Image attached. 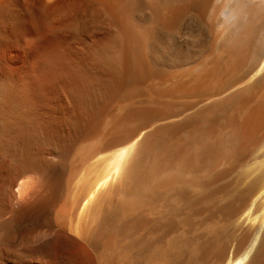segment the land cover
Returning a JSON list of instances; mask_svg holds the SVG:
<instances>
[{"label": "bare ground", "instance_id": "bare-ground-1", "mask_svg": "<svg viewBox=\"0 0 264 264\" xmlns=\"http://www.w3.org/2000/svg\"><path fill=\"white\" fill-rule=\"evenodd\" d=\"M77 251L264 264V0H0V264Z\"/></svg>", "mask_w": 264, "mask_h": 264}, {"label": "rangeland", "instance_id": "rangeland-1", "mask_svg": "<svg viewBox=\"0 0 264 264\" xmlns=\"http://www.w3.org/2000/svg\"><path fill=\"white\" fill-rule=\"evenodd\" d=\"M36 246V247H35ZM53 247L52 246H48L47 244H41V245H33L32 247H28L27 249L23 250V256L26 258L27 256V259L30 258L31 259H34V257L36 258H41V259H46V258H52L53 257ZM78 255L76 256L77 258H75V262L76 264H86V259L84 257V254L77 251ZM52 256V257H51Z\"/></svg>", "mask_w": 264, "mask_h": 264}, {"label": "snow or ice", "instance_id": "snow-or-ice-1", "mask_svg": "<svg viewBox=\"0 0 264 264\" xmlns=\"http://www.w3.org/2000/svg\"><path fill=\"white\" fill-rule=\"evenodd\" d=\"M245 259H247V257H245Z\"/></svg>", "mask_w": 264, "mask_h": 264}]
</instances>
